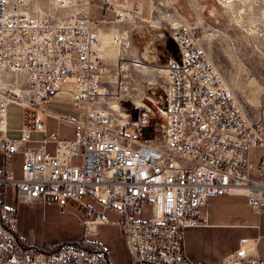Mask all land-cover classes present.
<instances>
[{
  "label": "built area",
  "instance_id": "built-area-1",
  "mask_svg": "<svg viewBox=\"0 0 264 264\" xmlns=\"http://www.w3.org/2000/svg\"><path fill=\"white\" fill-rule=\"evenodd\" d=\"M95 1L49 0L39 14L26 0H0V84L11 78L0 88V154L4 165L22 154L21 177L1 169L0 183L14 188L20 204L64 209L89 196L101 210L87 212L84 232L117 225L131 264H192L184 231L205 226L201 210L210 198L243 195L256 214L264 213V181L249 175V152L264 147V127L245 113L194 28L173 13L157 16L158 0H150L147 20L141 0L128 11L102 1L97 21ZM98 25L115 31L108 45ZM148 30L156 31L151 45L167 34L178 58L151 63L143 56L150 52L134 49V37L144 42ZM60 95L76 112L57 117L74 128L69 141L46 134L49 113L41 109ZM10 106L21 110L17 140L7 135ZM157 117L160 136L144 140ZM33 132L43 137L32 140ZM33 141L36 147L26 146ZM76 157L80 166L71 164ZM106 211L120 219L109 221ZM16 232V215L0 200V264H110L96 242L29 251ZM251 255L242 241L224 264H264Z\"/></svg>",
  "mask_w": 264,
  "mask_h": 264
},
{
  "label": "rangeland",
  "instance_id": "rangeland-1",
  "mask_svg": "<svg viewBox=\"0 0 264 264\" xmlns=\"http://www.w3.org/2000/svg\"><path fill=\"white\" fill-rule=\"evenodd\" d=\"M105 1L123 11L130 9L127 0H112L115 4L108 0ZM132 1H135V4L138 3V0ZM158 1L162 4L158 17L164 18V14L173 13L178 19L194 28L196 37L207 51L217 72L226 81L227 86L235 92L241 104L245 107V113H249L250 106L257 105L260 95L261 97L264 96V0H224L234 4V15L227 13L221 4V0ZM27 3L30 9L39 14H45L50 8L49 0H27ZM141 3L142 18H145L147 12L151 10L150 0H141ZM166 6L168 7L165 8ZM96 7L99 8L97 3L94 5L92 13L93 20L98 19L100 16ZM157 26L161 28V25ZM112 31L103 32L108 34ZM155 32L151 30L144 32L143 36L145 38L143 41L145 44L138 37H134L133 47L137 50L144 48L150 52L146 54L149 57V60H147L151 63H154V58H156L158 63L163 64L171 58L170 55L174 53V50L170 51L171 48L168 50L164 47L166 44H170L167 34H164L165 36L159 41L155 40L154 44L151 45V33ZM170 46H172V49H176L175 45L170 44ZM163 51H168L169 54H163ZM160 54L164 57H160ZM6 77L4 82L0 84V88H6V84L11 82V78ZM146 78L151 79V76L148 75ZM152 107L154 106L152 105ZM16 115L17 113L12 114L13 125L18 123ZM158 122V117L151 121L150 127L143 136L144 140H155L160 136L158 130H155V125ZM61 123L63 124L60 125V122L57 124L55 121H50L48 124L49 129L61 134L62 139L73 140L74 129L65 122ZM131 134L130 130L126 131L127 136ZM48 149L52 151L53 146L49 145ZM21 158L20 152L14 154L12 164L19 168ZM81 163V157H76L71 162L72 165L76 166H80ZM82 203L85 205L94 204L87 198H84ZM46 204L43 211L46 219L42 223L30 226L25 222L21 227L23 235L29 241L46 243V245L52 243L65 244L84 237L76 218V215L82 211L81 205L72 202L71 206L61 212L57 205L53 203ZM119 232L114 226H102L97 232L89 235L87 239L106 249L113 262L130 264V253L126 249Z\"/></svg>",
  "mask_w": 264,
  "mask_h": 264
},
{
  "label": "crops",
  "instance_id": "crops-1",
  "mask_svg": "<svg viewBox=\"0 0 264 264\" xmlns=\"http://www.w3.org/2000/svg\"><path fill=\"white\" fill-rule=\"evenodd\" d=\"M102 1L105 0L95 1V3L99 5V8L96 7V9L100 14L99 18L95 19L96 21L101 18ZM108 1L113 2L112 0H108ZM127 1L130 4V7H128L130 9L140 6L139 0L137 4H135V1L132 0H127ZM171 2H174V0H171ZM95 3L93 4L92 7V13L94 10ZM141 9H142V3H141ZM150 16L151 13L149 11L147 12V16L143 19L147 20L150 18ZM98 29L102 31H107V30L110 31L111 26L98 25ZM111 33L112 32L103 35L104 42L106 43L110 42L109 35ZM163 52H164L163 54L166 53L169 54L168 51H163ZM173 52L174 53H172L170 57L174 59L178 58V53L176 49H174ZM160 57L163 58L164 55L160 54ZM41 109L49 113V115H46V117L44 118L46 134L55 132V130L49 129L48 124L50 121H55L57 124L60 122V125H62L63 123L61 122L63 121L58 120L57 117L64 116V117L72 118L76 116V112L74 111L73 107L71 106V104H69L67 101L64 100L63 95H60L55 100L43 105ZM250 109L251 110H249V113H247L250 119L254 123H258L260 126L264 127V96L261 97L260 95L259 103L255 106H250ZM14 113H17L16 118L18 123L16 125H13V120H12V114ZM70 127L73 128L72 126ZM20 128H21V110L16 106H10L8 110V124H7L8 137L14 140L19 139ZM57 134L61 140H65L62 139L61 134L59 133ZM42 137L43 134H39L36 132L30 134V138L32 140H39ZM49 145L47 146V148L49 147ZM26 146L36 147L37 143L33 141L27 143ZM262 158H264V147H256L250 150L249 175L253 179H259L264 181V172L261 174V176L260 173L258 172V165L259 162L262 160ZM21 165H22V158L19 168L13 165L12 162L11 164L4 165L2 156L0 154V170L4 169L6 171H11L15 178L19 179L21 177ZM84 198H87L91 203L94 204L85 205L84 203H82V200ZM0 200L2 201V203L6 208L10 209L15 213L16 223H17L16 235L27 250L36 251V250H40V248H52L60 244V243H52L46 245V243L43 244L34 243L31 240L29 241L27 237H25V235H23L22 233L23 231L21 227L23 223L26 222L25 224H29L30 226H33L38 223H42L43 220L46 219V215L43 212L47 205L46 203H32L30 205L20 204L16 200L14 188L9 184L2 185L1 183H0ZM77 204L81 205L82 207V211L80 212V214L76 215V218L78 220V224L80 225V228L82 229L84 237L82 239L79 238L76 239L75 241H71L72 243L82 242L84 240L90 241L87 239V237L93 233L86 234L84 232L83 221L88 217L87 212L89 210L93 212V215L95 212L101 210V206L97 202L92 200L89 196L82 197L80 202ZM69 206H71V203L68 206H66L64 209H60V211L63 212V210H65ZM201 215L206 222L205 226L198 228H189L184 231L185 256L192 264H224L225 260L239 249L242 241L247 242L251 246L252 258L254 260L259 261L260 263H264V213L260 215L256 214L247 205L245 196L224 195L220 197L210 198L208 200L207 206L202 208ZM105 216L111 222H116L120 219L119 216L112 211H106ZM102 226H114L119 231L117 225L111 224V225H102ZM102 226H98L94 232H97L98 229ZM119 235L121 237L120 232ZM104 250L107 254L109 263L117 264L111 260L109 256V252L106 249Z\"/></svg>",
  "mask_w": 264,
  "mask_h": 264
},
{
  "label": "bare ground",
  "instance_id": "bare-ground-1",
  "mask_svg": "<svg viewBox=\"0 0 264 264\" xmlns=\"http://www.w3.org/2000/svg\"><path fill=\"white\" fill-rule=\"evenodd\" d=\"M26 3H27V0H26ZM221 4H222V6L224 7V9L227 11V13L228 14H235L234 13V11H233V3H231V2H227V1H224V0H221ZM27 5H28V3H27ZM115 33V31L113 30L112 31V33L109 35V38H110V40H111V37H112V35ZM100 34V37L102 38V40H103V42H104V39H103V35L105 34L104 32H100L99 33ZM105 38H106V36H105ZM111 52V53H110ZM106 53L108 54V55H110V56H114V54H115V50L112 48H110V51L107 49L106 50ZM143 56L146 58V59H148L149 60V57L147 56V54L146 53H144L143 54Z\"/></svg>",
  "mask_w": 264,
  "mask_h": 264
},
{
  "label": "flooded vegetation",
  "instance_id": "flooded-vegetation-1",
  "mask_svg": "<svg viewBox=\"0 0 264 264\" xmlns=\"http://www.w3.org/2000/svg\"><path fill=\"white\" fill-rule=\"evenodd\" d=\"M164 47L167 48L168 50L171 48L170 51L174 50L172 49V46H170V44H166Z\"/></svg>",
  "mask_w": 264,
  "mask_h": 264
},
{
  "label": "trees",
  "instance_id": "trees-1",
  "mask_svg": "<svg viewBox=\"0 0 264 264\" xmlns=\"http://www.w3.org/2000/svg\"><path fill=\"white\" fill-rule=\"evenodd\" d=\"M48 249H50V248H40V250H48Z\"/></svg>",
  "mask_w": 264,
  "mask_h": 264
},
{
  "label": "water",
  "instance_id": "water-1",
  "mask_svg": "<svg viewBox=\"0 0 264 264\" xmlns=\"http://www.w3.org/2000/svg\"><path fill=\"white\" fill-rule=\"evenodd\" d=\"M169 43H170V44H173V42H172L171 40H169ZM173 45H174V44H173ZM163 63H164V62H163Z\"/></svg>",
  "mask_w": 264,
  "mask_h": 264
}]
</instances>
